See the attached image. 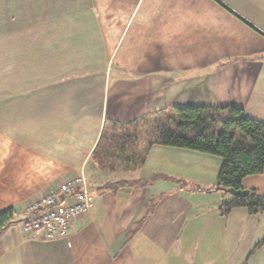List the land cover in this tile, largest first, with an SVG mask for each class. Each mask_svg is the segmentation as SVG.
I'll return each instance as SVG.
<instances>
[{
	"label": "crops",
	"instance_id": "crops-1",
	"mask_svg": "<svg viewBox=\"0 0 264 264\" xmlns=\"http://www.w3.org/2000/svg\"><path fill=\"white\" fill-rule=\"evenodd\" d=\"M227 106L264 123V0H0V264H264V215L219 213L221 158L153 145L120 178L91 162L107 122ZM82 172L89 213L29 239L27 200ZM241 185L264 196V173Z\"/></svg>",
	"mask_w": 264,
	"mask_h": 264
},
{
	"label": "trees",
	"instance_id": "trees-1",
	"mask_svg": "<svg viewBox=\"0 0 264 264\" xmlns=\"http://www.w3.org/2000/svg\"><path fill=\"white\" fill-rule=\"evenodd\" d=\"M153 145L221 158L223 163L217 177L219 189L243 190L244 178L264 173V123L251 119L243 109L233 106L173 107L142 116L130 124L107 122L91 162L101 172L132 171L143 164ZM235 208H243L251 216L264 215V196L249 191L245 198L231 197L221 204L219 213L224 216ZM15 214L13 209L0 213V231ZM262 245L264 239L248 257Z\"/></svg>",
	"mask_w": 264,
	"mask_h": 264
},
{
	"label": "built area",
	"instance_id": "built-area-1",
	"mask_svg": "<svg viewBox=\"0 0 264 264\" xmlns=\"http://www.w3.org/2000/svg\"><path fill=\"white\" fill-rule=\"evenodd\" d=\"M92 202L83 172L63 178L54 187L27 200L22 231L31 240H61L67 236L71 222L89 213Z\"/></svg>",
	"mask_w": 264,
	"mask_h": 264
},
{
	"label": "water",
	"instance_id": "water-1",
	"mask_svg": "<svg viewBox=\"0 0 264 264\" xmlns=\"http://www.w3.org/2000/svg\"><path fill=\"white\" fill-rule=\"evenodd\" d=\"M220 190L229 193L232 197H235V198H245L249 194V191L247 190H239V191H236L233 189H228V190L220 189Z\"/></svg>",
	"mask_w": 264,
	"mask_h": 264
},
{
	"label": "rangeland",
	"instance_id": "rangeland-1",
	"mask_svg": "<svg viewBox=\"0 0 264 264\" xmlns=\"http://www.w3.org/2000/svg\"><path fill=\"white\" fill-rule=\"evenodd\" d=\"M128 171H125V170H119V171H116L113 176H116L118 178L120 177H123V174L127 173ZM17 225H19V222L17 223Z\"/></svg>",
	"mask_w": 264,
	"mask_h": 264
}]
</instances>
